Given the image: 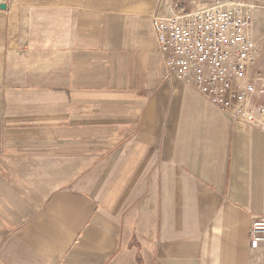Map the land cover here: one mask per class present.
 Segmentation results:
<instances>
[{
    "label": "crops",
    "instance_id": "1",
    "mask_svg": "<svg viewBox=\"0 0 264 264\" xmlns=\"http://www.w3.org/2000/svg\"><path fill=\"white\" fill-rule=\"evenodd\" d=\"M212 1L0 0V264H264V132L151 27Z\"/></svg>",
    "mask_w": 264,
    "mask_h": 264
},
{
    "label": "built area",
    "instance_id": "2",
    "mask_svg": "<svg viewBox=\"0 0 264 264\" xmlns=\"http://www.w3.org/2000/svg\"><path fill=\"white\" fill-rule=\"evenodd\" d=\"M257 8L251 0H213L190 10L175 4L169 14L152 16L151 27L168 72L231 119L264 132L263 51L253 37ZM249 238L251 249L264 244V215L252 219Z\"/></svg>",
    "mask_w": 264,
    "mask_h": 264
},
{
    "label": "rangeland",
    "instance_id": "3",
    "mask_svg": "<svg viewBox=\"0 0 264 264\" xmlns=\"http://www.w3.org/2000/svg\"><path fill=\"white\" fill-rule=\"evenodd\" d=\"M256 1V3L259 5L257 8V12H258V18L256 17V19L254 20L253 23V37L254 40L258 43V45L260 44V46L262 47V60L264 61V27H263V6H264V0H254ZM258 66L259 62H258ZM264 69V62L262 63L261 66Z\"/></svg>",
    "mask_w": 264,
    "mask_h": 264
},
{
    "label": "water",
    "instance_id": "4",
    "mask_svg": "<svg viewBox=\"0 0 264 264\" xmlns=\"http://www.w3.org/2000/svg\"><path fill=\"white\" fill-rule=\"evenodd\" d=\"M1 8H5V6H4V5H2V6H1Z\"/></svg>",
    "mask_w": 264,
    "mask_h": 264
}]
</instances>
